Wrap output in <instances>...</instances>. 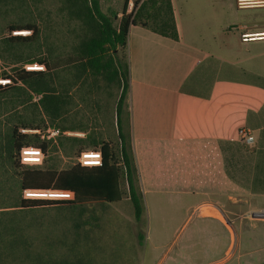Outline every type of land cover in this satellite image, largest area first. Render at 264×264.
<instances>
[{
  "label": "trees",
  "instance_id": "trees-1",
  "mask_svg": "<svg viewBox=\"0 0 264 264\" xmlns=\"http://www.w3.org/2000/svg\"><path fill=\"white\" fill-rule=\"evenodd\" d=\"M65 3L69 15L81 21L86 28L78 48L79 57L75 59L79 62L77 77L87 75L94 80L103 78L119 89L116 103L119 150L111 142H99L91 136L86 140L70 138L74 146H79L77 156L84 150H101L102 166L82 167L75 164L62 170L47 165L23 166L19 161L22 147H40L45 152L46 160L49 151L58 146L41 140L38 135L22 134L19 128H14L4 154L15 168L21 169L19 195L11 204L0 205V264H92L89 252L80 250V223L74 224L75 231L69 236L38 232L31 234L29 226L24 224L25 214L40 208L57 207L70 209L71 212L81 211L77 213L78 217L87 206L118 203L124 196L122 180L126 183L138 224L142 222L146 212L144 183L154 190L180 188L182 191L199 189L212 192H264V155L245 142L172 140L145 141L138 148L134 146L130 112L127 111L131 90L127 61L129 31L132 26H142L160 36L179 41L172 0H147L139 7L136 0L130 13L128 0H125L120 11L121 17L113 9L104 12L100 0H65ZM21 30L32 34L14 36L8 42L31 43L40 33L35 24L9 27L10 32ZM119 53H122L123 59ZM36 62L52 70L48 60L39 59ZM3 77L13 85H0V97L19 89V85L23 84L34 95H42L39 101L54 120L66 113L68 90L62 85V90L59 89L53 74L15 69L13 74L5 73ZM216 79L264 86V78L247 72L234 73L230 65L208 58L190 73L181 91L192 96L210 98ZM85 143L89 149L82 147ZM25 189L70 191L74 193V199H24ZM71 221L78 219L72 218ZM137 236L139 244L143 245L146 236L141 231Z\"/></svg>",
  "mask_w": 264,
  "mask_h": 264
},
{
  "label": "crops",
  "instance_id": "crops-1",
  "mask_svg": "<svg viewBox=\"0 0 264 264\" xmlns=\"http://www.w3.org/2000/svg\"><path fill=\"white\" fill-rule=\"evenodd\" d=\"M105 1V10L118 11L120 17L124 0ZM172 6L179 41L142 26L129 31L127 111L134 146L145 141H239L240 130L247 128L255 150L264 155V86L216 79L210 98L181 91L190 73L208 58L230 65L234 73L264 78V40L241 41L242 33L264 32V6L240 9L236 0H172ZM201 192L208 190L178 194L195 197L190 223L195 221L186 229L185 241L164 247L153 264H264V220L252 216L264 209V192H215L213 199Z\"/></svg>",
  "mask_w": 264,
  "mask_h": 264
},
{
  "label": "rangeland",
  "instance_id": "rangeland-1",
  "mask_svg": "<svg viewBox=\"0 0 264 264\" xmlns=\"http://www.w3.org/2000/svg\"><path fill=\"white\" fill-rule=\"evenodd\" d=\"M125 1V0H124ZM123 4V0H119ZM65 0H0V78L13 74L15 69H25L39 59L48 60L51 69L45 66L46 74L56 77L60 86L67 88L66 113L54 120L47 113L39 95H34L23 84L0 97V205L11 204L19 195L21 169L15 168L4 154V149L14 128L45 129L48 126L59 128L62 132L85 134L84 137L63 134L58 138L56 149L52 148L45 165L58 170L68 169L77 164V149L70 138L111 142L119 150V137L116 126V103L119 89L108 84L103 78L92 76L77 77L79 46L86 33L84 24L71 17ZM123 8V7H122ZM120 8L119 11L122 10ZM104 12L106 1L103 2ZM133 7L128 8V13ZM121 14V13H120ZM119 17V16H118ZM121 17V15H120ZM35 24L39 36L27 44H12L8 40L14 36H31L27 30L9 31L11 25ZM116 24V23H115ZM15 32H27L17 34ZM123 59L122 53H119ZM31 60L32 62H26ZM73 60V61H72ZM6 79V78H4ZM13 85V83H11ZM6 93V92H5ZM65 96V92H63ZM42 98V95H40ZM64 130V131H63ZM239 142V141H238ZM256 147L254 142L248 144ZM89 149L85 143L84 146ZM124 196L114 204H94L81 211L46 207L25 214V225L29 233H51L60 237L74 232V224L80 223V250L89 252L92 264H153L162 255L164 247L178 245L185 241L187 231L195 219L192 203L195 197L183 193L180 188L171 193H150L144 183L146 212L140 224L135 221L133 207L129 201L127 186L122 180ZM245 191L224 192L225 194H244ZM213 199L211 191L201 192ZM1 207V206H0ZM204 210H206L204 208ZM196 217V216H195ZM78 221H71V219ZM32 225V228H31ZM145 236L143 245L139 244L138 232ZM147 239V241H146Z\"/></svg>",
  "mask_w": 264,
  "mask_h": 264
},
{
  "label": "built area",
  "instance_id": "built-area-1",
  "mask_svg": "<svg viewBox=\"0 0 264 264\" xmlns=\"http://www.w3.org/2000/svg\"><path fill=\"white\" fill-rule=\"evenodd\" d=\"M136 0H128V8L132 6L134 8V3ZM147 0H138V7ZM236 5L240 9H246L251 8L255 6H264V0H236ZM19 33V32H15ZM261 34V35H259ZM258 35V36H255ZM255 40H264V32L262 33H242L241 34V41L242 42H252ZM44 65L39 64H32L25 66L26 71H41L44 70ZM11 81L9 79L0 78V85L6 86L9 85ZM41 99V96L39 98H36V101H39ZM22 134L26 135H38L41 140L44 141H50L52 142V145L57 144L58 138L62 136L63 134L67 135H77L78 133H67L62 132L59 128L48 126L45 129H37V130H30V129H22ZM239 141L245 142L247 144H252L254 142V138L251 134V132L247 128H242L239 132ZM22 149H26L23 153V156L27 157L32 163L30 164H22ZM19 152V161L20 164L23 166H32V167H41L44 164L45 161V152L40 147L35 146H25L22 147ZM103 163V155L101 150H84L80 152V154L77 157V164H79L82 167H99L102 166ZM53 192H70V191H59V190H51ZM25 192V191H24ZM24 192H23V198H24ZM72 198L70 199H63V198H30L32 199H44V200H73L74 199V193ZM25 199V198H24ZM202 206L198 208V210H201ZM252 216L257 219L264 220V209H260L257 211L252 212Z\"/></svg>",
  "mask_w": 264,
  "mask_h": 264
},
{
  "label": "clouds",
  "instance_id": "clouds-1",
  "mask_svg": "<svg viewBox=\"0 0 264 264\" xmlns=\"http://www.w3.org/2000/svg\"><path fill=\"white\" fill-rule=\"evenodd\" d=\"M27 151L26 149H22V164H30L32 163L27 157L23 156V153ZM73 194L71 192H53L51 190H33V189H25L24 198H63L70 199Z\"/></svg>",
  "mask_w": 264,
  "mask_h": 264
},
{
  "label": "bare ground",
  "instance_id": "bare-ground-1",
  "mask_svg": "<svg viewBox=\"0 0 264 264\" xmlns=\"http://www.w3.org/2000/svg\"><path fill=\"white\" fill-rule=\"evenodd\" d=\"M18 34H27V32H19ZM259 35H261V34H259ZM256 36V35H255ZM258 36V35H257Z\"/></svg>",
  "mask_w": 264,
  "mask_h": 264
}]
</instances>
